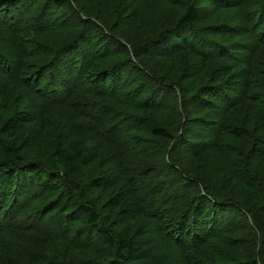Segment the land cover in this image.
I'll use <instances>...</instances> for the list:
<instances>
[{
	"label": "trees",
	"instance_id": "16d2710c",
	"mask_svg": "<svg viewBox=\"0 0 264 264\" xmlns=\"http://www.w3.org/2000/svg\"><path fill=\"white\" fill-rule=\"evenodd\" d=\"M175 4L129 49L117 36L146 32V5L134 0H0V264H176L152 253L139 218L195 264L199 251L206 264H264L261 169L253 161L246 172L252 154L264 158V133L246 155L235 144L264 132V0ZM60 29L75 33L41 45ZM205 68L207 81L192 85ZM169 110L174 127L152 119ZM181 116L203 135L189 139ZM215 153L234 167L228 184L192 166ZM234 183L249 192L247 208L228 193ZM47 193L29 225L16 223ZM50 203L53 235L38 234L30 226ZM55 245L81 249L54 255Z\"/></svg>",
	"mask_w": 264,
	"mask_h": 264
},
{
	"label": "rangeland",
	"instance_id": "374dc122",
	"mask_svg": "<svg viewBox=\"0 0 264 264\" xmlns=\"http://www.w3.org/2000/svg\"><path fill=\"white\" fill-rule=\"evenodd\" d=\"M175 1L178 0H169L168 2L165 3H161L160 0H134V5L137 3V6H145V8L143 9V14H141L140 17H143L145 15H147V21L144 25V27L142 28L143 30L145 29L146 32H137V31H130V33H126L123 37L122 34H119L117 36V40L119 43H123L125 44L129 49L130 46H134L135 43L131 42L128 38L130 39H134V40H138L140 41L141 38L143 36H145L146 34H151V33H157V18L159 17V12L163 11V12H167L169 9H172V11H177L178 10V6L175 4ZM203 3V2H202ZM201 4V3H200ZM142 6V7H143ZM78 9H80V6L77 4ZM134 10V7L132 6L129 9V12ZM133 13V11H132ZM75 33V29H65V30H56L54 32L48 33L46 35H42L40 37H38V39L40 41H42L43 43L41 45H45V46H51L54 49H57L59 47H61L65 42L69 41L73 35ZM237 39V37H235ZM112 48H115V46H113ZM117 59V58H116ZM131 60L134 61V58L131 56L130 57ZM210 75V69L209 68H205V72H203V74H201V78H199L198 80H196L192 85H200L203 84L207 81V78ZM167 79V78H166ZM174 104V102H173ZM48 107V106H47ZM179 107L182 111V102L180 101L179 103ZM169 111L163 113V114H156L152 117V119L158 123H164L166 125H170L171 127H174L173 124V118L171 116V113H169ZM45 115V114H44ZM51 116H53V112L51 114ZM184 116V115H183ZM183 116H181V119L179 120V127L181 130H183L185 127L188 128L189 130V139H191L192 135L196 134V133H201V135H203L204 131L202 129V127L196 123H188L186 122V120L183 118ZM253 118H255V114H253ZM176 123V122H175ZM249 132H253V135L251 133H244V135H242V140H240L239 142L235 143L236 144V150L237 153L240 155H246L248 153V149L251 148V144L255 143V138L258 137L259 135L263 134V131L258 132L257 131H253V130H249ZM248 139V145H246V141L245 139ZM146 142V141H145ZM147 142H153L151 139H147ZM230 139H225L224 143L225 144H230ZM250 144V147H249ZM156 146L159 147V143H155ZM155 148V147H154ZM153 150V149H152ZM145 157H150L148 154L145 155ZM223 160H226L223 158V156L219 153H215L212 156H210L207 159V164L204 167L203 164H201L200 159L195 160L192 163V166L195 168V173L196 174H201V175H205V177H216L217 181L223 182L225 181V184H228V181L232 180L233 176L232 174H230L229 171L233 170V166L231 165L230 161L225 162ZM153 161V159H152ZM168 161V159H167ZM227 161V160H226ZM256 162L259 166H260V171L259 172H255L253 171L251 168L249 169L248 166H250V164L252 162ZM154 162V161H153ZM155 163V162H154ZM171 163V161L169 162ZM174 162H172L173 164ZM175 164V163H174ZM248 170L246 172H255L256 173V180H257V187L260 186H264V158H259L257 153L252 154L249 159H248V165H247ZM251 170V171H250ZM81 173H87L82 171ZM239 192L241 194V199L244 201V207L247 208L249 205L252 204V201L249 200V192L245 191L244 188L242 187H236V184H233V188H230L228 190V193L231 195H234V193ZM243 190L245 191L243 193ZM43 198L39 201L36 202L35 204H33V206L25 211H19L16 212V215L13 219L16 220V223H20V221L22 222V225L24 226L29 225L28 219L24 218V216L26 214H30V213H35L36 209H38L44 202L48 201L50 199V196L48 193L46 195H42ZM255 196H258L257 193H255ZM262 197L264 198V194H262ZM51 199L52 196H51ZM95 199V198H92ZM261 202V201H259ZM95 203L96 205L98 204V201L95 199ZM190 203L188 202V200L185 198L184 200V206L187 209V205H189ZM257 204V202H256ZM57 208H55L54 205H52V203L47 204L45 206V209L43 211V220L38 219L37 217V222L33 225H31L30 227L34 230L37 231L38 234H42L44 232H46V234L48 235H53V234H49L48 230L49 226L48 223L52 222L55 217H56V213L58 214V212H53L54 210H56ZM36 216V215H35ZM21 219V220H20ZM203 219L202 217H200V220ZM231 219L229 218L226 220V222L229 224L231 223ZM153 220V219H152ZM150 218H139L137 219V221L135 220L133 227L135 229H139L138 234L141 236L142 239L146 240L149 244V247L152 248V253H156V254H160V257H167L170 256L173 261L176 264H195V262L190 261L188 258V254L182 253V255H179L178 250L176 248H168L166 247V244L162 241H160L159 239H157L155 237V235L153 234V231L151 230V228H154V226H159L160 224L158 222L153 221ZM8 220L6 218V222L7 223ZM3 223V224H4ZM21 224V223H20ZM171 224H173V222H166V226H170ZM44 227V229H43ZM254 231H258L257 227L254 228ZM40 236V235H38ZM52 243V242H50ZM84 247V246H82ZM63 249V245H59V246H49V252L54 254V255H59L61 254L62 251L68 250L69 252H73V253H77L80 251V246L77 247V249ZM256 249V247L254 248ZM258 251V249H256V252ZM243 251H238L237 257H241V253ZM195 253L196 251H194L192 253V257L195 258ZM91 256V255H90ZM196 256L198 258V261L200 264H206V260L209 259L208 256H204V253L199 251L198 253H196ZM93 257V255H92ZM256 263V262H255ZM254 262H252V264H255Z\"/></svg>",
	"mask_w": 264,
	"mask_h": 264
},
{
	"label": "bare ground",
	"instance_id": "6f19581e",
	"mask_svg": "<svg viewBox=\"0 0 264 264\" xmlns=\"http://www.w3.org/2000/svg\"><path fill=\"white\" fill-rule=\"evenodd\" d=\"M182 208V207H181Z\"/></svg>",
	"mask_w": 264,
	"mask_h": 264
}]
</instances>
